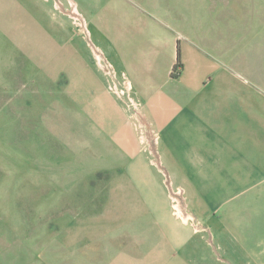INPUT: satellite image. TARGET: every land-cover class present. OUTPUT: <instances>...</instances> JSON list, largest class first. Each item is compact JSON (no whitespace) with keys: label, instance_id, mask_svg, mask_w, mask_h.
<instances>
[{"label":"rangeland","instance_id":"374dc122","mask_svg":"<svg viewBox=\"0 0 264 264\" xmlns=\"http://www.w3.org/2000/svg\"><path fill=\"white\" fill-rule=\"evenodd\" d=\"M184 1L124 0L148 15ZM193 5L203 24L223 12V55L236 40L234 57L258 79L264 0ZM98 16L76 11L75 0H0V264H264V203L247 197L223 209L217 166L193 179L158 159L160 134L139 113L145 101L127 96L125 73L116 76ZM69 47L84 54L85 81L100 76L125 112L133 129L119 139L125 146L83 117L80 98L99 99L78 93L77 66L60 54Z\"/></svg>","mask_w":264,"mask_h":264},{"label":"crops","instance_id":"0c3cea01","mask_svg":"<svg viewBox=\"0 0 264 264\" xmlns=\"http://www.w3.org/2000/svg\"><path fill=\"white\" fill-rule=\"evenodd\" d=\"M75 3L78 12L99 14L102 25L97 33L108 34L107 49L116 76L125 73L131 90L127 96L145 101L139 113L160 134L162 154L158 153V159L176 162L181 174L193 179L208 176L202 167L206 163L217 166L218 175L223 176V209L239 208L247 197L256 204L264 203V73L253 81L249 62L234 57L236 40L226 41L228 50L223 55V12H213V18L220 16L218 20L203 24L194 17L193 0L161 8L154 15L124 0ZM126 12H132L135 20H126ZM179 43L183 66L174 75ZM115 45L118 59L112 53ZM144 50H152L150 61L143 59ZM60 54L63 61L68 58L66 62L73 58L77 66L80 96L99 99V103L83 98L79 104L76 101L82 115L86 112L83 117L92 119L102 131L98 136H112L124 145L119 139L132 135L133 129L119 102L106 91L100 76L96 85L85 81L89 69L80 49L69 47ZM144 121L137 124L139 128L145 127ZM149 138L144 131V142ZM129 155L145 158L143 154ZM228 193L238 195L229 198Z\"/></svg>","mask_w":264,"mask_h":264},{"label":"trees","instance_id":"16d2710c","mask_svg":"<svg viewBox=\"0 0 264 264\" xmlns=\"http://www.w3.org/2000/svg\"><path fill=\"white\" fill-rule=\"evenodd\" d=\"M183 66V62H182V51H181V47H180V43L178 44V50H177V63L174 67L175 69V73L174 75H178L180 70H178L176 72V69H180Z\"/></svg>","mask_w":264,"mask_h":264}]
</instances>
